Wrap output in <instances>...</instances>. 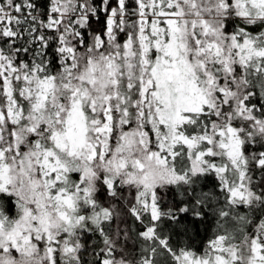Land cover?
Instances as JSON below:
<instances>
[{
    "label": "snow or ice",
    "instance_id": "obj_1",
    "mask_svg": "<svg viewBox=\"0 0 264 264\" xmlns=\"http://www.w3.org/2000/svg\"><path fill=\"white\" fill-rule=\"evenodd\" d=\"M0 264H264V0H0Z\"/></svg>",
    "mask_w": 264,
    "mask_h": 264
}]
</instances>
